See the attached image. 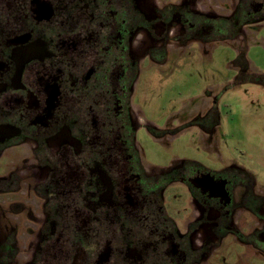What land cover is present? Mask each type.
<instances>
[{"label":"flooded vegetation","instance_id":"af4514ba","mask_svg":"<svg viewBox=\"0 0 264 264\" xmlns=\"http://www.w3.org/2000/svg\"><path fill=\"white\" fill-rule=\"evenodd\" d=\"M196 2L0 0V159L12 168L0 174V204L41 225L24 223L38 230L37 240L20 237L36 244L28 254L26 240L0 243V264L6 253L11 264L17 256L23 264H193L231 233L238 210L262 209L264 193L246 170L182 164L152 173L135 145L139 65L264 21V0H235L227 19L207 17ZM173 183L188 187L194 205L181 230L164 204ZM262 233L250 234L259 249Z\"/></svg>","mask_w":264,"mask_h":264},{"label":"rangeland","instance_id":"374dc122","mask_svg":"<svg viewBox=\"0 0 264 264\" xmlns=\"http://www.w3.org/2000/svg\"><path fill=\"white\" fill-rule=\"evenodd\" d=\"M178 1L161 0V5ZM234 4L235 0H197L196 7L209 18L227 19ZM130 109L135 145L150 172H170L182 164L221 172L236 165L249 172L264 193V21L245 26L233 39L187 40L180 50L167 52L162 62L145 60L133 83ZM0 163V174L11 173L8 158ZM164 204L183 229L194 208L188 187L171 184ZM263 217L264 205L255 215L238 210L231 233L219 236L193 264H264V233L260 249L250 243L253 229H264ZM25 222L41 226L25 211L16 214L9 203L0 204V243L8 236H15L17 246L27 239L23 236L22 242V235L37 240L38 230L25 227ZM26 244L27 254L36 247L32 239ZM4 258V264L12 263L9 253ZM14 262L23 264L24 257Z\"/></svg>","mask_w":264,"mask_h":264},{"label":"trees","instance_id":"16d2710c","mask_svg":"<svg viewBox=\"0 0 264 264\" xmlns=\"http://www.w3.org/2000/svg\"><path fill=\"white\" fill-rule=\"evenodd\" d=\"M244 19L242 18V19H240V21H243Z\"/></svg>","mask_w":264,"mask_h":264}]
</instances>
